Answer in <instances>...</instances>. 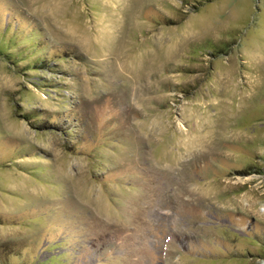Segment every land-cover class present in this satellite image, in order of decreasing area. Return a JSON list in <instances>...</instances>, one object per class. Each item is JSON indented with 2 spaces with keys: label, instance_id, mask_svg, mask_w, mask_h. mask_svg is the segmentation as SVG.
<instances>
[{
  "label": "rangeland",
  "instance_id": "rangeland-1",
  "mask_svg": "<svg viewBox=\"0 0 264 264\" xmlns=\"http://www.w3.org/2000/svg\"><path fill=\"white\" fill-rule=\"evenodd\" d=\"M0 264H264V0H0Z\"/></svg>",
  "mask_w": 264,
  "mask_h": 264
},
{
  "label": "trees",
  "instance_id": "trees-1",
  "mask_svg": "<svg viewBox=\"0 0 264 264\" xmlns=\"http://www.w3.org/2000/svg\"><path fill=\"white\" fill-rule=\"evenodd\" d=\"M38 64L42 65V64H41V62H40V63H38Z\"/></svg>",
  "mask_w": 264,
  "mask_h": 264
}]
</instances>
